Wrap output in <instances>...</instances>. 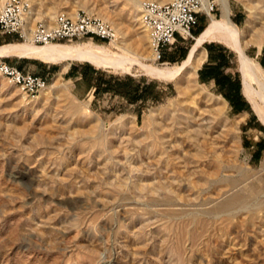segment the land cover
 <instances>
[{
	"label": "rangeland",
	"instance_id": "374dc122",
	"mask_svg": "<svg viewBox=\"0 0 264 264\" xmlns=\"http://www.w3.org/2000/svg\"><path fill=\"white\" fill-rule=\"evenodd\" d=\"M60 1L35 0L30 6L43 14L39 21L52 24L58 13L86 11L79 7L82 0ZM101 1L94 0L99 5ZM114 2L108 0L105 6L113 10ZM215 3L212 14L220 19L222 6L219 0ZM249 4L264 6V0H231V20L240 29L248 19ZM48 13L56 15L54 21ZM203 16V23L209 24L210 17ZM19 42L24 40L0 32V46ZM110 42L96 37L54 43L96 44L118 52ZM194 42L178 43L161 60L144 63L158 68L180 65ZM226 47L234 54L230 70L238 72L237 54ZM246 53L264 67V46L259 50L251 44ZM3 58L37 75L44 73L48 87L47 94L28 99L0 75V264H264V158L252 164L250 152L242 146L241 124L247 114H236L228 105L221 116L216 103L201 95L202 117H212L203 122H214L209 129L202 124L203 137L190 143L177 134L184 125L175 120L185 113L177 112L172 119L173 113L160 111L178 99L174 82L148 76L138 66L132 73L94 66L95 70L87 69L83 86L109 79L128 83L131 77L134 84L151 85V93L161 99L135 103L104 90L94 99L82 98L72 90L74 79L64 73L72 63H91ZM199 81L206 84L199 88L212 98L225 97L213 82ZM189 107L185 104L184 109ZM152 111L161 113L153 115L155 123H146ZM253 115L263 123L254 111ZM197 116L194 130L203 123ZM248 133L260 135L257 129ZM179 143L187 156L178 150ZM233 184L234 191L247 198L245 207L217 212L215 206Z\"/></svg>",
	"mask_w": 264,
	"mask_h": 264
},
{
	"label": "bare ground",
	"instance_id": "6f19581e",
	"mask_svg": "<svg viewBox=\"0 0 264 264\" xmlns=\"http://www.w3.org/2000/svg\"><path fill=\"white\" fill-rule=\"evenodd\" d=\"M5 1L6 0H0V6H2L5 3ZM24 1L31 6L32 4L35 3L34 2L35 0H24ZM145 1H149V0H116V2L113 3L115 4L114 5L115 8L113 10L108 8V6L107 7L105 6V4H108V0H102L101 2H99L100 5L97 4V2H94V0H82L81 4H79L80 5L79 7L85 9L86 11L92 13L97 12L98 15H100L105 21H108L115 28L117 36L110 43H113V45L118 50V52H115L107 48L106 46H99L96 44H84V45H65V44H55V43L36 44L31 42L30 40H26L24 41V43L7 44L0 46V58L16 56L19 58L39 59L46 63L64 62L70 64L72 61L89 62L97 68L112 70L113 72L116 73L117 72L132 73L131 72L132 69L135 66H138L148 76H151L159 80L175 83L178 93V99L176 101H171L166 109L163 108L160 111H168L170 113H173V115L171 114L172 119L174 117L177 118L176 115L177 112H184L185 113L184 116H180L179 120L176 119L177 121L175 120L176 125H184V128H179V129L176 128L178 129L177 134L178 133L184 134L186 138L189 139V142L192 143L194 137L201 135L203 137L204 135V133L202 134L201 129L203 127L202 124H204L203 120L206 119L202 117L203 116V113L201 112L202 110L198 108L199 97L201 95L205 97L207 96V98L208 97L210 98L208 99V101L209 100H211V102L214 101V103H216L217 106L216 112L221 116L224 114V112L227 110L228 107V103L222 97L212 98V96L206 93V90L204 88H199L201 84L198 81V71L207 58V52L204 49V45L207 42L215 41L222 43L223 45L225 44L237 54L239 72L243 80L244 95L250 101L254 112L264 123V69L246 53L247 47H249L251 44L258 46L259 50H261L262 47L264 46V6H260L258 4L259 7L258 6L253 7L249 4L250 6L247 8L249 11L248 19L246 20L243 29H240L231 20V15H232L231 0H219L223 10L222 17L220 19H217L212 13H210V19H211L210 23L196 39L194 38L195 42L190 49L188 57L180 65L167 67V68H158L144 63V61L149 60L150 58L157 59V54L154 52L152 48L151 41L150 44L152 51L150 52V54H148L146 51L147 50L146 43L148 39L147 33L149 34V32L145 28L142 19L140 18L142 7ZM157 1L163 3L169 0H157ZM60 2L59 4H61ZM121 4H122V8H120ZM55 6H57V3ZM204 7L209 11L208 0H204ZM36 9L31 8L30 21L32 25H34L37 21L43 19V14L41 13V11H37ZM47 10L49 11V9ZM76 13H77L76 10L73 9L68 14L74 16L76 15ZM52 14L54 13L47 14V17L51 19L49 21H54V17H56V15L52 16ZM48 24L51 25L52 22H49ZM247 38L249 40H247ZM46 92H47V88L42 91L43 94H47ZM185 104L186 106L187 104L188 106L190 105L189 109L187 110L184 109ZM197 110L198 112H200L199 117H202L203 123L199 125L197 123L198 129L194 130L193 129L194 124L196 123L193 124V121L197 122L195 120L197 116L196 115ZM160 111L157 112L161 113ZM155 113L156 111H152L150 118H147L145 122L149 124L151 122L155 123L156 122L154 121L155 117L153 116ZM158 113H156L157 116L159 115ZM166 114L168 113L166 112ZM212 121H210V123ZM210 123L207 122V124H204V127L205 125H207L206 128L208 127L211 128L209 126ZM223 124L224 123H222V125ZM172 126L175 127L174 124ZM182 134L179 135L184 137V135ZM198 138L199 137H197V139ZM159 139L161 141L163 138L162 139L159 138ZM165 141L166 139H164V143ZM162 147L163 145H161V148ZM178 148H179L178 150H180L181 153L184 151V148L182 147L181 143H179ZM162 149L166 151L165 146ZM163 153L164 152H162V154ZM181 153L178 152L177 154H181ZM167 155H165L164 157L163 154V157L166 159L171 158L168 157ZM182 156L185 157L187 155H183L182 153ZM195 156H197V154ZM181 159L183 158L181 157ZM230 186H231V192L227 196H225L222 201L218 202L217 205L215 206V210L217 212H230L232 210H235L236 208L245 207L247 203L246 200L247 198L243 196L244 194L242 195L240 193V190L236 192L234 191L235 188H237V185L233 184ZM146 188L148 189V187ZM152 190L154 189H151V191ZM170 190L171 189H169V191Z\"/></svg>",
	"mask_w": 264,
	"mask_h": 264
},
{
	"label": "built area",
	"instance_id": "2783aa9c",
	"mask_svg": "<svg viewBox=\"0 0 264 264\" xmlns=\"http://www.w3.org/2000/svg\"><path fill=\"white\" fill-rule=\"evenodd\" d=\"M209 1V11L204 0H157L145 1L141 19L148 30L150 41L157 60H161L165 50H171L178 43L194 39V28L199 25L200 17L209 16L215 10V0ZM31 7L24 0H6L0 6V32L16 35L21 40L36 44L54 42H73L85 38H101L112 41L116 38L115 28L104 19L83 10L71 16L59 13L53 24L30 21ZM0 75L20 87L28 99L37 97L48 87V79L9 63L0 58Z\"/></svg>",
	"mask_w": 264,
	"mask_h": 264
},
{
	"label": "crops",
	"instance_id": "0c3cea01",
	"mask_svg": "<svg viewBox=\"0 0 264 264\" xmlns=\"http://www.w3.org/2000/svg\"><path fill=\"white\" fill-rule=\"evenodd\" d=\"M203 18L204 16L200 17L199 25L200 24L202 25ZM196 27L194 28V32L197 31L198 29V28L196 29ZM198 36H195V39ZM207 43L212 44L211 51H209L206 47L204 48L207 52V58H206V61L202 64V66L199 68V71L201 72L198 71V77L204 83L213 82L214 84L217 85L219 91L225 96L223 98L228 103L230 110L232 112L236 114H242V113L247 114L246 119L241 124L242 133H243L242 146L246 151L250 152L249 161L254 165L259 164L264 158V124L258 121V119L254 115L251 117V112L254 110L252 108L250 101L244 95V92H243L244 87L242 89V84H241L242 76L240 75L239 67H238V72L230 70L231 67H233V63H234L233 61L234 56H231V53H230L231 51H227L226 49H223L221 46L217 45L218 43L215 41L207 42ZM190 47H192V45ZM190 49L191 48L188 49L186 57L182 59L180 62H183L188 57ZM166 51L167 50H165L163 54H165ZM166 59L169 61H172L174 58L170 55H166ZM221 59L230 61V64L226 66L222 65ZM237 61H238V58H237ZM217 71L222 72L221 75H224L226 77L228 83L224 84L221 82V79H223V77L221 75L217 76L216 75ZM64 74L68 76L70 79H74L72 90L74 91L77 97H82V98H85V97L92 98L93 97V99L96 97L95 95L96 83L95 82H92V83L87 84L86 86H83L84 79L87 76L85 68L83 66L76 67V64L72 63L69 65L68 69L65 71ZM43 75L44 73L42 74V76ZM47 75H49V73ZM238 81L240 82V92H238ZM203 85H206V84H203ZM107 93L111 95L114 94L113 92H107ZM114 95L120 96L118 94H114ZM138 102H143V101L138 100L135 103H138ZM243 117L244 116H241L242 119ZM251 129H257L260 135L251 137L248 133Z\"/></svg>",
	"mask_w": 264,
	"mask_h": 264
},
{
	"label": "trees",
	"instance_id": "16d2710c",
	"mask_svg": "<svg viewBox=\"0 0 264 264\" xmlns=\"http://www.w3.org/2000/svg\"><path fill=\"white\" fill-rule=\"evenodd\" d=\"M236 21V24L239 23V19H235ZM206 25L204 23H202V25H200L197 29V31H195V35L198 36L200 33H202L205 29ZM6 37L10 38V39H17L18 41H22L18 36L16 35H6ZM8 43H12V42H8ZM7 43V44H8ZM21 43V42H19ZM6 44V45H7ZM192 45V44H191ZM217 45L221 46L223 49H226L227 51L228 48H226L224 45L218 43ZM206 48L211 51V46L212 44L211 43H206ZM190 48V47H189ZM188 48V49H189ZM187 50L182 54L181 56V60L184 59L187 55ZM231 53V56H234V54L232 52ZM172 61H176V59H173ZM221 63L222 65H228L230 64V61H226L225 59H221ZM79 66V65H76V67ZM83 67L85 68V71H86V75H87V69H90L92 68V70H95L94 66L93 65H90V64H87V65H83ZM97 72V71H95ZM201 72V71H199ZM222 72H219L217 71L216 75H221ZM223 77V79H221V82L226 84L228 83L226 77L224 75H221ZM134 80L133 78L131 77H128V83H124L122 81L119 80V82H115V79H109L107 80L106 82H101V81H97L95 82L96 83V90H95V95L97 96L101 90H104L106 92H113L114 94H118V95H122L124 97H127L129 99L133 98L135 102H137L138 100H142L143 102H146L148 99L150 98H153V99H156V100H160L161 99V96L160 94H154V93H151V85H147V86H141L139 84H134ZM114 82V83H113ZM127 85L128 88L126 90H122L120 87L121 86H125ZM238 92H240V82L238 81Z\"/></svg>",
	"mask_w": 264,
	"mask_h": 264
},
{
	"label": "water",
	"instance_id": "95a60500",
	"mask_svg": "<svg viewBox=\"0 0 264 264\" xmlns=\"http://www.w3.org/2000/svg\"><path fill=\"white\" fill-rule=\"evenodd\" d=\"M241 75V74H240ZM241 84H242V89H243V81H242V77H241ZM244 92V91H243Z\"/></svg>",
	"mask_w": 264,
	"mask_h": 264
}]
</instances>
